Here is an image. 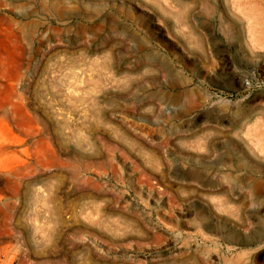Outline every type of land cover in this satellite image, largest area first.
<instances>
[{
	"label": "rangeland",
	"instance_id": "obj_1",
	"mask_svg": "<svg viewBox=\"0 0 264 264\" xmlns=\"http://www.w3.org/2000/svg\"><path fill=\"white\" fill-rule=\"evenodd\" d=\"M0 264H264V0H0Z\"/></svg>",
	"mask_w": 264,
	"mask_h": 264
}]
</instances>
